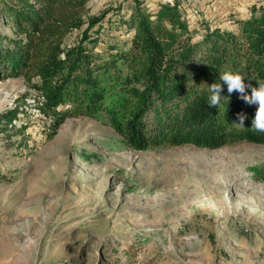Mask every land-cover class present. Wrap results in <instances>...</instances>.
<instances>
[{"label": "rangeland", "instance_id": "obj_1", "mask_svg": "<svg viewBox=\"0 0 264 264\" xmlns=\"http://www.w3.org/2000/svg\"><path fill=\"white\" fill-rule=\"evenodd\" d=\"M156 12L178 3L193 42L237 31L264 0H138ZM0 3V44L12 37ZM134 0H89L65 36L106 57L131 38ZM0 80V264H264V144L216 148L128 146L103 114L40 110L30 74ZM257 107L256 105H254ZM15 111L11 120L5 119Z\"/></svg>", "mask_w": 264, "mask_h": 264}, {"label": "trees", "instance_id": "obj_2", "mask_svg": "<svg viewBox=\"0 0 264 264\" xmlns=\"http://www.w3.org/2000/svg\"><path fill=\"white\" fill-rule=\"evenodd\" d=\"M89 0H0L2 22L13 36L0 44V80L39 77L33 87L43 98L40 110L59 121L61 105L75 112L101 114L129 147L143 150L159 144H194L216 148L235 140L264 144V133L251 127L257 107L227 91L224 72H239L245 82H264V8L240 22L237 31L207 30L193 42L178 3L166 2L156 12L135 1L133 33L106 57L84 44L99 17H89L80 43L63 47L69 31L86 21ZM221 84L220 105L209 107L210 86ZM250 93V89L248 90ZM247 119L239 124L237 113ZM16 116L11 111L5 119ZM62 122V121H60ZM255 176L264 181V167Z\"/></svg>", "mask_w": 264, "mask_h": 264}, {"label": "clouds", "instance_id": "obj_3", "mask_svg": "<svg viewBox=\"0 0 264 264\" xmlns=\"http://www.w3.org/2000/svg\"><path fill=\"white\" fill-rule=\"evenodd\" d=\"M245 76L236 72H224L220 75V79L227 85V91L239 93V99L247 105H256L255 116L251 122V129L257 133H264V82L257 81V86L245 82ZM250 89V93L248 90ZM223 88L221 84L214 83L210 86L211 95L208 98L209 107H217L220 105L221 93ZM239 124L244 125L247 116L244 112L237 113Z\"/></svg>", "mask_w": 264, "mask_h": 264}]
</instances>
